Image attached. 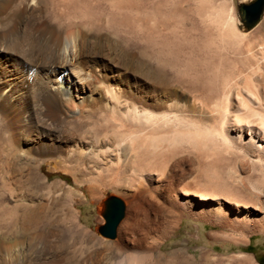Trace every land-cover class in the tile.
<instances>
[{"label":"rangeland","instance_id":"obj_1","mask_svg":"<svg viewBox=\"0 0 264 264\" xmlns=\"http://www.w3.org/2000/svg\"><path fill=\"white\" fill-rule=\"evenodd\" d=\"M237 1H39L51 18L83 32L89 29L85 62L102 69L114 85L131 84L138 95L148 96L155 86L148 77L158 69L172 88L204 106L179 112L177 129L185 137L168 142L154 173L123 182L105 177L89 186L70 165L49 169L46 161L28 162L20 155L26 140L11 151L0 136V247L13 250L17 238L28 240L34 255H56L59 264H73L86 254L91 264L121 259L122 264H264V167L251 161L249 154L256 152L250 143L237 138L240 130L261 138L264 60L256 66L250 56L233 52L235 45L258 40L264 8L259 20L244 29ZM232 26L243 34L240 39L230 37ZM236 76L238 86L222 96ZM190 85L198 86V92ZM160 98L165 101L161 89ZM216 98L221 100L217 108ZM165 104L161 114L169 111ZM219 111L226 114L223 125ZM197 126L205 128L200 141L205 150L200 147L199 153L188 137ZM87 127L85 135L97 125ZM221 128L231 146L216 134ZM197 191L204 198L193 194ZM106 193L124 204L111 238L96 230L103 222Z\"/></svg>","mask_w":264,"mask_h":264},{"label":"bare ground","instance_id":"obj_2","mask_svg":"<svg viewBox=\"0 0 264 264\" xmlns=\"http://www.w3.org/2000/svg\"><path fill=\"white\" fill-rule=\"evenodd\" d=\"M39 1L0 0L2 142L9 150L16 151L23 139L26 140V148L20 155L28 162L38 165L46 161L49 169H65L70 165V171L89 186L93 179L110 177L113 182H120L151 175L158 169L168 142L175 140L177 135L185 137L186 132L183 134V130L177 129L182 121L179 112L188 106L196 109L204 105L187 92L172 88L158 69L148 77L155 85L148 96L138 95L131 84L114 85L102 69L85 62L90 48L89 29L83 32L51 18L42 10ZM230 19L228 16L226 24ZM228 31L231 38L240 39L243 35L233 26L228 27ZM257 39L242 46L235 45L233 52L250 56L258 66L264 60V23ZM240 72L242 70L238 75ZM237 84L238 77L221 95L228 96L230 88ZM87 85L90 92L86 90ZM196 87L190 85L189 89L195 88L198 92ZM160 89L165 101L160 98ZM219 100L216 98L215 108L221 103ZM164 103L169 111L161 114L158 110ZM224 111H219L218 115L222 125ZM96 112H100L98 119L89 120ZM75 121L80 123L76 125ZM90 123L97 127L90 129L89 135L83 134L84 127ZM194 130L188 131V137L194 146L197 145L199 153L205 128L197 126ZM259 132L261 138L257 139L251 133L245 136L240 130L237 138L250 143L256 152L249 154L251 161L264 167V127L259 128ZM216 134L224 145L231 146L226 130ZM194 192L195 196L204 198L201 192ZM41 234L34 233V236ZM2 256L1 264H59L56 255H34L30 241L19 238L13 250L0 247V258ZM89 257L87 254L81 256L73 264H91ZM121 260L116 264H122Z\"/></svg>","mask_w":264,"mask_h":264},{"label":"water","instance_id":"obj_3","mask_svg":"<svg viewBox=\"0 0 264 264\" xmlns=\"http://www.w3.org/2000/svg\"><path fill=\"white\" fill-rule=\"evenodd\" d=\"M235 7L240 26L248 29L259 20L264 8V0H238ZM123 211L122 199L115 194L106 193L102 199L103 222L96 226L97 232L105 237H113L116 224L122 217Z\"/></svg>","mask_w":264,"mask_h":264},{"label":"trees","instance_id":"obj_4","mask_svg":"<svg viewBox=\"0 0 264 264\" xmlns=\"http://www.w3.org/2000/svg\"><path fill=\"white\" fill-rule=\"evenodd\" d=\"M260 262V260H258ZM261 263V262H260Z\"/></svg>","mask_w":264,"mask_h":264}]
</instances>
